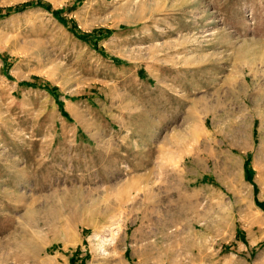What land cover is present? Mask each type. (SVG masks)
<instances>
[{"label":"rangeland","instance_id":"1","mask_svg":"<svg viewBox=\"0 0 264 264\" xmlns=\"http://www.w3.org/2000/svg\"><path fill=\"white\" fill-rule=\"evenodd\" d=\"M0 264H264V0H0Z\"/></svg>","mask_w":264,"mask_h":264},{"label":"bare ground","instance_id":"2","mask_svg":"<svg viewBox=\"0 0 264 264\" xmlns=\"http://www.w3.org/2000/svg\"><path fill=\"white\" fill-rule=\"evenodd\" d=\"M40 250V247L38 248ZM42 249V248H41ZM149 258V257H148Z\"/></svg>","mask_w":264,"mask_h":264}]
</instances>
